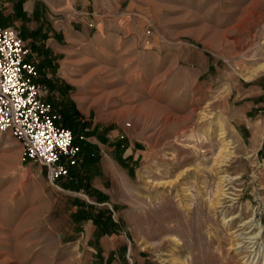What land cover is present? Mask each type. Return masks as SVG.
<instances>
[{
  "label": "rangeland",
  "instance_id": "rangeland-1",
  "mask_svg": "<svg viewBox=\"0 0 264 264\" xmlns=\"http://www.w3.org/2000/svg\"><path fill=\"white\" fill-rule=\"evenodd\" d=\"M2 26L29 47L47 100L63 95L44 79L67 87L104 137L80 135L99 159L80 153L71 175L106 199L65 187L71 176L52 183L0 132V264H264V148L240 121L241 91L264 89V0H35ZM75 199L111 213L116 232L96 243L91 219L72 220Z\"/></svg>",
  "mask_w": 264,
  "mask_h": 264
},
{
  "label": "built area",
  "instance_id": "built-area-1",
  "mask_svg": "<svg viewBox=\"0 0 264 264\" xmlns=\"http://www.w3.org/2000/svg\"><path fill=\"white\" fill-rule=\"evenodd\" d=\"M30 55L18 31L0 25V132H10L22 147L23 159L44 166L54 183L70 176L81 148L47 100L48 87L38 81L37 63Z\"/></svg>",
  "mask_w": 264,
  "mask_h": 264
},
{
  "label": "trees",
  "instance_id": "trees-1",
  "mask_svg": "<svg viewBox=\"0 0 264 264\" xmlns=\"http://www.w3.org/2000/svg\"><path fill=\"white\" fill-rule=\"evenodd\" d=\"M23 0H17V2L14 5V15L11 16H4L2 13H0V25H7L9 24L12 19L14 18H22V19H28L26 16V13L22 10L21 4ZM39 33V29L30 30L29 33H22V36L24 38L35 36ZM47 50L40 51L39 54H47ZM49 53V52H48ZM45 61H49V59L46 57ZM45 64V63H44ZM48 83L51 89H55L59 91L63 95V99L60 100L58 103L53 104L54 108L58 110L61 114V123L64 127L70 129L74 136V142L78 145H80L81 152L83 155L82 163L84 166H91L95 165L97 160L99 159V147L98 145L85 141L80 138V135L85 136H91V135H97L101 140L104 139V137L97 133L96 128L90 129V122L84 120L81 117V114L79 110L77 109L75 103L71 101L67 97V87H56V85L49 79H44ZM58 106V107H56ZM122 148L119 145H116V149L121 152ZM120 163L125 164V161L123 159H119ZM72 171V169H71ZM70 176L71 179L67 181V183L64 184L65 187L71 189V190H83L88 195L95 197L98 202H103V200L106 199V196L102 194L101 192L93 189L90 186V183L88 182L87 178L79 177L74 174ZM75 206L76 211L72 214V220L73 222H79L82 220H88L91 219L95 225L94 230V239L95 242L98 243L101 236L105 234H111L113 232H116L118 224L111 218V213L107 212L104 209L97 208L92 204H88L84 201H80L79 199H75Z\"/></svg>",
  "mask_w": 264,
  "mask_h": 264
},
{
  "label": "crops",
  "instance_id": "crops-1",
  "mask_svg": "<svg viewBox=\"0 0 264 264\" xmlns=\"http://www.w3.org/2000/svg\"><path fill=\"white\" fill-rule=\"evenodd\" d=\"M3 5H7V13L13 15L14 5L17 0H0ZM22 10L26 12L27 17H31L33 10L35 8V0H23ZM40 24V23H39ZM35 27H30L35 29ZM43 31H45L43 29ZM44 44V47L52 50L53 54H59L64 52V49L61 47L54 38L48 37L45 40L41 41ZM63 71L58 70L56 76L65 77L62 73ZM264 89L261 87H252L247 90L241 91L240 100L243 101L240 111L242 115L240 116V121L244 125L245 129L250 133L251 138L254 140V152H259L264 148V99L259 98L263 95ZM258 98V99H256Z\"/></svg>",
  "mask_w": 264,
  "mask_h": 264
},
{
  "label": "bare ground",
  "instance_id": "bare-ground-1",
  "mask_svg": "<svg viewBox=\"0 0 264 264\" xmlns=\"http://www.w3.org/2000/svg\"><path fill=\"white\" fill-rule=\"evenodd\" d=\"M256 72H264V64H262L261 66H259V67L255 70V73H256ZM247 224H249L247 228H251V226H253V227L259 226L258 223H253L251 220L242 223L243 227L246 226ZM252 229H253V228H251L250 230L244 232V236H243L242 241H241V243H242V242H243V243L245 242V243H248V244H249V243H252V245H251L250 247H253L254 244L257 243V240H258L259 237H260V230H261V229H260L259 231L255 232V233L253 234V233H251ZM244 240H245V241H244ZM246 240H249V241L247 242ZM248 244H247V245H248ZM245 245H246V244H245ZM237 247H239V246H237ZM254 250H255V249H254Z\"/></svg>",
  "mask_w": 264,
  "mask_h": 264
}]
</instances>
